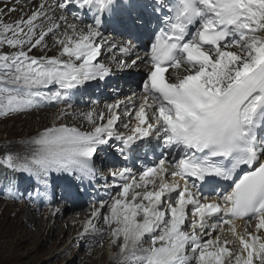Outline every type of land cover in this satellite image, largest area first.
Wrapping results in <instances>:
<instances>
[{"label":"snow or ice","instance_id":"6c2138e0","mask_svg":"<svg viewBox=\"0 0 264 264\" xmlns=\"http://www.w3.org/2000/svg\"><path fill=\"white\" fill-rule=\"evenodd\" d=\"M4 4L0 117L55 102L67 105L63 119L73 95L90 82L147 68L138 99L83 114L91 130L54 124L31 140L29 154L0 157V167L35 181L21 192L14 178L5 198H50L56 177L69 190L94 185L98 154L114 148L128 160L154 140L160 156L141 174L110 169L116 191L93 206L85 233L94 243L111 239L113 264H264V0H152L145 8L157 31L144 33L143 56L132 40L103 32L117 0H39L12 22L5 17L18 8ZM70 5L90 12L92 22L80 13L69 19ZM123 6L144 23L136 4ZM105 52L110 63L101 59ZM104 187L113 184L105 180ZM101 221L108 231L97 227Z\"/></svg>","mask_w":264,"mask_h":264},{"label":"rangeland","instance_id":"374dc122","mask_svg":"<svg viewBox=\"0 0 264 264\" xmlns=\"http://www.w3.org/2000/svg\"><path fill=\"white\" fill-rule=\"evenodd\" d=\"M4 6L15 5L9 3ZM12 15L7 14L5 17L8 22ZM48 43L51 46L50 39ZM33 54L43 53L34 50ZM48 55L55 54L49 51ZM60 110L61 108H54L0 120V155H27L34 148L31 140L46 127L54 124L58 126L60 123L67 125L78 123L68 115L63 119L59 115L56 116L55 113H60ZM50 113H53V116ZM10 174L6 166L0 167V190L5 194ZM23 184L24 182H19V186ZM7 204L17 208V211L7 212L5 209ZM6 205H0V264H113V250L117 249L112 246L110 238L94 243L97 238L92 233H85L83 224L72 227V224L67 222L71 215L67 209L61 208L56 212L57 208L54 206L43 212H34L32 209H35V206L25 204V212L19 213V207L22 205L13 203ZM74 215L78 216L77 219L80 221L86 219L85 216ZM86 222L84 221L85 224ZM99 227H103L102 222L99 223ZM93 250L94 253L91 252ZM88 259L90 261L87 262Z\"/></svg>","mask_w":264,"mask_h":264},{"label":"bare ground","instance_id":"6f19581e","mask_svg":"<svg viewBox=\"0 0 264 264\" xmlns=\"http://www.w3.org/2000/svg\"><path fill=\"white\" fill-rule=\"evenodd\" d=\"M39 1H35V2H33L32 3V5H27L26 7H24V6H21V5H19V4H16L14 7H17L18 8V11H16V12H12V16L11 17H9L8 18V20H9V22H12V21H14L16 18H19V17H21V13L22 14H27V13H29L30 12V10H32L33 8H35V6H36V4L38 3ZM24 3H27V2H24ZM28 8H30V10H28ZM19 12H21V13H19ZM6 19V18H5ZM52 42V41H51ZM52 54H56V50H53L52 51ZM51 114V113H50ZM52 116H53V113L51 114ZM55 115L56 116H58L59 115V113H55ZM51 116V117H52ZM53 118V117H52ZM55 123V122H54ZM6 205V203H4V202H0V205ZM20 209H19V213H23V212H25V209H26V206L25 205H22V206H20L19 207ZM5 209H7V212H16L17 211V208H13V207H11L10 205H6L5 206ZM28 211H31L30 209H28ZM51 212V211H50ZM10 214V213H9ZM71 215H70V217L68 218V223H70V224H72V227H78L80 224H83L84 226H85V223H84V221H88L89 219H91L92 218V216H85L86 217V219L84 220V221H80V220H78L77 219V217L74 215V213H70ZM50 215V214H49ZM27 218L29 219L30 218V214L27 216ZM97 227H99V223L97 224ZM104 227V226H103ZM5 228H6V233L8 232V227H7V223L5 224ZM105 228V227H104ZM92 253H94V250L93 251H91ZM109 252V251H108ZM113 252H115V250H113ZM88 261H90L89 259L87 260V262ZM86 262V263H87ZM112 264V263H111Z\"/></svg>","mask_w":264,"mask_h":264}]
</instances>
